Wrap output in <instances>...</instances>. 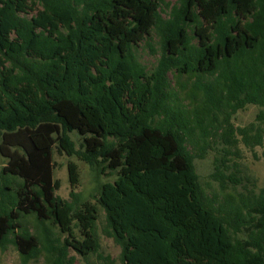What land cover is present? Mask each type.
Wrapping results in <instances>:
<instances>
[{
  "label": "trees",
  "instance_id": "16d2710c",
  "mask_svg": "<svg viewBox=\"0 0 264 264\" xmlns=\"http://www.w3.org/2000/svg\"><path fill=\"white\" fill-rule=\"evenodd\" d=\"M248 105L256 122L236 127ZM241 143L264 145V0H0V249L21 264L97 254L100 208L122 264H264V194L230 165ZM55 150L113 178L94 203L74 162L57 195ZM213 151L222 197L195 165Z\"/></svg>",
  "mask_w": 264,
  "mask_h": 264
},
{
  "label": "rangeland",
  "instance_id": "374dc122",
  "mask_svg": "<svg viewBox=\"0 0 264 264\" xmlns=\"http://www.w3.org/2000/svg\"><path fill=\"white\" fill-rule=\"evenodd\" d=\"M166 3L174 5L176 0H165ZM167 17V14H163ZM159 39L155 38L152 45H146L143 43V48L139 52L140 62L146 66L148 69H152L157 59L161 55ZM173 81V78H172ZM259 108L254 105H248L244 110H240L233 118V122L236 127H246L251 123L256 122V116L258 114ZM72 139L76 143V148L80 147V142L78 141V136L72 134ZM55 160L57 162V168L55 170V179L60 183V189L57 195L63 199H70L71 186L69 182L68 173V163L74 162L79 167L80 173V186L78 192H80L82 200L84 202L90 201L95 202V198L98 193V188L100 183L112 181V177L99 176L98 173L92 169L89 165L81 162L76 157H67L64 153L58 154L55 150ZM217 154L216 152H210V154L205 159H196L195 165L197 173L200 176L201 184L206 191V193L211 196L222 197L223 194L220 190L219 183L215 181L211 174L214 172L215 160ZM230 165L234 162L238 164L237 173L238 179L241 180L242 187L238 190L243 191V188L254 192L255 194H264V145L257 146L254 149L245 147L243 143L239 145V151L237 156H232ZM6 164V159L0 155V168ZM238 171V172H237ZM231 188L233 185H231ZM245 192V191H244ZM26 226L35 232L36 224L33 217H29L25 221ZM46 228L50 229L54 233L58 234V229L51 227L47 224ZM109 227L106 219V213L100 208L99 219L96 222V233L100 242L99 252L95 255L90 256L88 259H84L79 256L75 251L71 250L72 256L76 257L75 264H122L121 260V247L114 241V239L108 234ZM77 235H79L78 230H76ZM61 239L64 236L61 235ZM0 264H21V259L19 252L13 245H9L7 249H0ZM31 264H47L44 257L37 262Z\"/></svg>",
  "mask_w": 264,
  "mask_h": 264
}]
</instances>
